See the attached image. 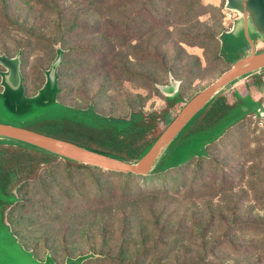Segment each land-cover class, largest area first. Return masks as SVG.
Wrapping results in <instances>:
<instances>
[{"label":"rangeland","instance_id":"rangeland-1","mask_svg":"<svg viewBox=\"0 0 264 264\" xmlns=\"http://www.w3.org/2000/svg\"><path fill=\"white\" fill-rule=\"evenodd\" d=\"M235 17L225 0H0V54L20 53L22 76L18 95L0 75V122L47 133L48 120L95 125L107 120L96 114L167 107L168 120L250 51ZM248 32L264 50L262 35ZM169 73L179 81L174 107L157 87L171 85ZM244 78L252 75L232 85ZM256 81L264 92V77ZM238 96L211 125L182 135L192 119L161 167L203 154L224 132L207 157L145 176L58 157L37 181L15 183L17 200L0 206V264H65L93 251L107 259L85 264H264V127L249 116L261 101Z\"/></svg>","mask_w":264,"mask_h":264},{"label":"water","instance_id":"water-1","mask_svg":"<svg viewBox=\"0 0 264 264\" xmlns=\"http://www.w3.org/2000/svg\"><path fill=\"white\" fill-rule=\"evenodd\" d=\"M225 8L238 13L243 21V30L250 44V51L234 61L216 79L194 94L185 102L161 133L155 138L150 147L137 159L127 161L79 143L48 135L27 127L12 125L0 122V138L14 142L30 145L52 154L73 160L85 165L103 168L106 170L146 175L166 152L169 145L181 133L193 117L210 102L215 96L223 93L227 86L232 85L236 80L259 73L264 69V50L257 52L255 43L249 36V28L258 32L264 38V0H225ZM233 19V20H234ZM233 30V24L228 33ZM63 50L57 49V55L47 71V80L53 83L57 79V68L61 63ZM0 64L6 68L1 72L4 89L20 94L22 92V76L20 72V53L14 57L0 54ZM171 85H157L167 97L172 96L178 90L179 81L175 80L169 73ZM45 82L44 90H46ZM175 84V86H173ZM264 97V95H263ZM258 116L263 115L262 106L257 107ZM251 114V113H250ZM50 255H46L48 259ZM93 253L79 255L75 258L67 257L65 264H82ZM51 257V256H50ZM54 264L55 261H53ZM46 263V262H45Z\"/></svg>","mask_w":264,"mask_h":264},{"label":"trees","instance_id":"trees-1","mask_svg":"<svg viewBox=\"0 0 264 264\" xmlns=\"http://www.w3.org/2000/svg\"><path fill=\"white\" fill-rule=\"evenodd\" d=\"M219 53L221 55L220 49ZM225 63L228 67L231 65L228 62ZM261 71H264V69ZM229 98H231L229 95H223V93L215 96L193 117V122H191L189 130L187 128L182 133V135L186 136L196 129H202L211 125L228 110L236 106L237 102L234 100L231 101ZM165 100L167 101L168 106L172 107L180 102L181 96L179 88L172 96H165ZM167 113L168 107L160 111H152L147 114L131 113L128 118H114L108 116L104 117L96 114L97 116L103 118L104 121L105 119L107 120L104 123H98L95 125L78 121L76 119H64L59 121L48 120L46 124L50 126V130L45 134L73 141L127 161H133L139 158L150 147L155 138L174 117L173 116L166 120ZM115 121L117 122L115 123ZM234 124L228 126V128L232 127ZM222 134L205 144V152L203 154L198 156L197 154H194L188 159L182 161L180 164L177 163L175 165L161 167L164 157L163 154L154 167L146 175L156 173L158 171L177 168L193 158L207 157V147L216 141L220 136H222ZM58 157L64 159L68 165L86 167L85 164L60 157L42 149L23 143L14 142L5 138H0V206L3 208L5 205H10L17 200L16 196L12 192V186L15 183L17 184L29 180L37 181L41 168H43L45 165L48 166ZM90 167L103 169L93 166ZM132 175L145 176L136 174ZM92 253L93 256L87 258L82 264H85L92 259L94 261L99 259H107V257H102L100 254H97L94 251Z\"/></svg>","mask_w":264,"mask_h":264},{"label":"crops","instance_id":"crops-1","mask_svg":"<svg viewBox=\"0 0 264 264\" xmlns=\"http://www.w3.org/2000/svg\"><path fill=\"white\" fill-rule=\"evenodd\" d=\"M263 72L261 71L259 73H254L252 74V78H244L243 80H240L236 84L231 85L227 90H224L223 95H230L234 99V101L237 102V104H239L241 100L234 97L236 93L239 94L240 97L249 94V96H252L254 99L261 101L263 99L264 92H262V90L258 88L257 85L260 84V82H257L256 80L263 79L264 76H259ZM234 88H237L239 91L238 92L235 91L234 93H232V91H234ZM257 92L261 93L258 99L256 98Z\"/></svg>","mask_w":264,"mask_h":264},{"label":"built area","instance_id":"built-area-1","mask_svg":"<svg viewBox=\"0 0 264 264\" xmlns=\"http://www.w3.org/2000/svg\"><path fill=\"white\" fill-rule=\"evenodd\" d=\"M231 27L229 28V30ZM261 106H262V111L264 113V97L261 100ZM249 116H251L255 121H257L261 126L264 127V114L261 116H258L256 113H251Z\"/></svg>","mask_w":264,"mask_h":264}]
</instances>
